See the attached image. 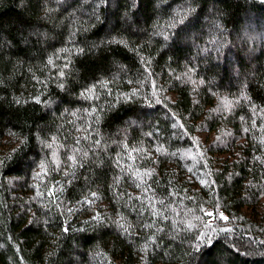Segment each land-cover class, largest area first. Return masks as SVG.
Instances as JSON below:
<instances>
[{"label":"trees","instance_id":"1","mask_svg":"<svg viewBox=\"0 0 264 264\" xmlns=\"http://www.w3.org/2000/svg\"><path fill=\"white\" fill-rule=\"evenodd\" d=\"M0 264H264V0H0Z\"/></svg>","mask_w":264,"mask_h":264},{"label":"snow or ice","instance_id":"2","mask_svg":"<svg viewBox=\"0 0 264 264\" xmlns=\"http://www.w3.org/2000/svg\"><path fill=\"white\" fill-rule=\"evenodd\" d=\"M227 106V105H226ZM70 159H73L72 157H70ZM208 216H211L213 215V213L211 212H208L206 213ZM219 219H222V220H227L228 218L226 216H223L222 214L219 216Z\"/></svg>","mask_w":264,"mask_h":264}]
</instances>
